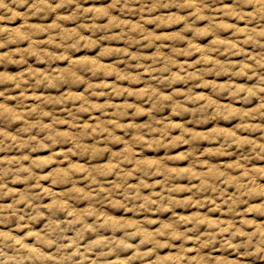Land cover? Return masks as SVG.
<instances>
[{
	"label": "rangeland",
	"instance_id": "374dc122",
	"mask_svg": "<svg viewBox=\"0 0 264 264\" xmlns=\"http://www.w3.org/2000/svg\"><path fill=\"white\" fill-rule=\"evenodd\" d=\"M4 3L0 232L52 254L66 229L83 264H264L256 237L201 246L264 232V196L240 195L264 190V35L238 15L255 6Z\"/></svg>",
	"mask_w": 264,
	"mask_h": 264
},
{
	"label": "clouds",
	"instance_id": "9594fccd",
	"mask_svg": "<svg viewBox=\"0 0 264 264\" xmlns=\"http://www.w3.org/2000/svg\"><path fill=\"white\" fill-rule=\"evenodd\" d=\"M21 3L26 2V0H20ZM72 2V0H69ZM156 3H160L161 0H155ZM237 5L241 9H246L248 6H255L254 11L252 13L241 11L238 15L245 19L246 21L253 23L255 22L257 26L261 27L260 35H264V25L260 24V22L264 21V0H237ZM0 7H7L4 3V0H0ZM3 17H0L2 19ZM255 29H253L254 31ZM244 192L240 193V195H247L249 199L253 196L261 197L264 196V190H256L255 188H250L247 185H244ZM243 203H247V201H243ZM248 211H259L264 213V201H261L258 205H249ZM3 212V209H0V213ZM15 215V213H13ZM17 220H23V217H17ZM7 221V217L0 216V223H5ZM249 222L244 220L239 229L236 228L235 223H232L224 228H221L220 231L217 232H209L207 236L209 237L207 240L201 241V246L207 244H213L216 242L217 235H223L225 232L229 233V238L224 241V244L229 248L238 249L241 245L232 244L231 241L237 235L239 236H247L248 239L246 241L247 244L253 243V237L257 238V244H264V232L259 229H254L253 232L249 233L244 230V225H247ZM19 227H25L24 224H19ZM219 227V225H215ZM66 229H61L56 233L47 234V240H42V243H46L49 246L55 247V252L52 254L37 252L36 247H30L25 244L21 239L10 235L9 233L0 232V264H83V260L86 259V253L91 250L93 245H89L84 252H80V245L77 240H73L71 242V246L75 247V251L68 253L67 249L69 248V244H65L64 240L66 237L63 235V232ZM34 235H37L34 233ZM79 235V234H78ZM133 235V234H129ZM82 238V236H80ZM113 241H105L104 239H98L93 242V244H111ZM117 246L119 242H116ZM131 247V245H128ZM111 251L114 249H110L109 252L100 253L101 256H107L111 254ZM79 254L82 259L78 262L75 257ZM105 264H109V262H105Z\"/></svg>",
	"mask_w": 264,
	"mask_h": 264
},
{
	"label": "bare ground",
	"instance_id": "6f19581e",
	"mask_svg": "<svg viewBox=\"0 0 264 264\" xmlns=\"http://www.w3.org/2000/svg\"><path fill=\"white\" fill-rule=\"evenodd\" d=\"M55 192V191H54ZM53 193V192H52ZM8 207H10V206H8ZM9 211V210H8ZM10 213V212H9ZM38 252V251H37Z\"/></svg>",
	"mask_w": 264,
	"mask_h": 264
}]
</instances>
